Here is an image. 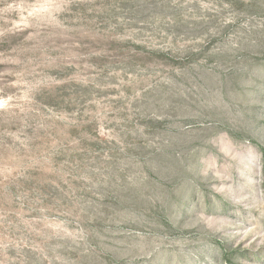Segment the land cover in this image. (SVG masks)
I'll list each match as a JSON object with an SVG mask.
<instances>
[{"label": "rangeland", "instance_id": "374dc122", "mask_svg": "<svg viewBox=\"0 0 264 264\" xmlns=\"http://www.w3.org/2000/svg\"><path fill=\"white\" fill-rule=\"evenodd\" d=\"M0 264H264V0H0Z\"/></svg>", "mask_w": 264, "mask_h": 264}]
</instances>
